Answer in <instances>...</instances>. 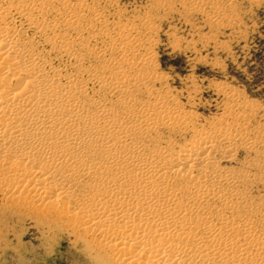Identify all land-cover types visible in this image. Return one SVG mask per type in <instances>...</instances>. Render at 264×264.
Returning a JSON list of instances; mask_svg holds the SVG:
<instances>
[{
    "label": "bare ground",
    "instance_id": "obj_1",
    "mask_svg": "<svg viewBox=\"0 0 264 264\" xmlns=\"http://www.w3.org/2000/svg\"><path fill=\"white\" fill-rule=\"evenodd\" d=\"M111 3L0 0V215L59 228L101 264H264V201L227 191L244 177L221 167L237 150L226 142H255L231 131L157 140L187 114L157 97L154 117L134 99V83L155 76L125 65L153 60L135 58V26L108 27ZM219 90L229 111L245 106Z\"/></svg>",
    "mask_w": 264,
    "mask_h": 264
},
{
    "label": "rangeland",
    "instance_id": "obj_2",
    "mask_svg": "<svg viewBox=\"0 0 264 264\" xmlns=\"http://www.w3.org/2000/svg\"><path fill=\"white\" fill-rule=\"evenodd\" d=\"M111 1L102 8L111 18L108 27L135 26L140 39L135 58L147 50L153 60L150 66L125 65L128 73L155 76L134 83V99L154 117L159 113L157 97L166 108H181L187 114L182 124L161 126L157 140L182 145L199 133L211 139L227 131L249 134L253 149L225 143L237 150L221 167L244 178L237 185L225 183L224 188L243 192L251 203L264 201V0ZM92 16L83 20L93 26L91 34H99ZM148 33V39L143 37ZM95 65L102 64L96 60ZM222 85L236 89L245 106L229 111L230 99L219 90ZM9 213L0 215V264H101L59 228L41 229L42 224L24 214Z\"/></svg>",
    "mask_w": 264,
    "mask_h": 264
}]
</instances>
